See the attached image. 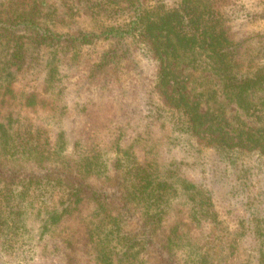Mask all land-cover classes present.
<instances>
[{
  "label": "rangeland",
  "instance_id": "rangeland-1",
  "mask_svg": "<svg viewBox=\"0 0 264 264\" xmlns=\"http://www.w3.org/2000/svg\"><path fill=\"white\" fill-rule=\"evenodd\" d=\"M129 2L92 0L95 7L89 9L84 0H0V14L25 15L58 32L97 31L126 20ZM180 2L140 0L138 7L171 11ZM193 7L198 14L193 29L203 28L202 12L223 20L238 64L231 75L250 77L264 66V0H194ZM135 42L97 41L67 56L27 42L20 72L13 80L0 76V120L15 128L27 155L47 164L69 157L89 166L93 182L106 180L117 156L127 168L143 167L154 182L161 175L167 182L165 219L177 228L182 258L205 255L214 264H264V155L256 149L225 153L197 144L184 117L160 101L154 62ZM3 45L0 61L6 58ZM110 49L125 53L121 77L90 82L86 64ZM192 61L182 58L172 64L176 90L198 103L234 141L264 146V85L242 94L225 92L209 59L200 54ZM49 66L55 69L52 76L47 75ZM29 91L35 95L26 107L21 95ZM37 190L0 184V264H101L96 252L104 235L103 245L111 258L117 257L114 234L99 227L94 207L61 212L52 208L60 191ZM201 200L206 203L200 207ZM71 229L77 234L67 249L64 236ZM126 229L133 230L131 225ZM150 260L146 257L144 264Z\"/></svg>",
  "mask_w": 264,
  "mask_h": 264
},
{
  "label": "trees",
  "instance_id": "trees-1",
  "mask_svg": "<svg viewBox=\"0 0 264 264\" xmlns=\"http://www.w3.org/2000/svg\"><path fill=\"white\" fill-rule=\"evenodd\" d=\"M84 1L88 3L86 8L95 7L92 0ZM139 1L130 0L127 10L131 15L125 16L126 20L121 24L101 26L97 31L58 32L25 15L0 14V42H4L6 48V58L0 61V76L8 74L13 80L20 72L27 42L47 46L54 52L63 50L67 56L97 41L132 38L154 62V91L160 101L184 117V125L197 144L225 153L256 149L264 155L263 145L251 146L254 143L249 139L234 141L228 132L216 126L208 113L200 111L198 103L189 101L184 92L176 90L172 64L182 58H191L194 63L201 54L210 60L209 67L223 81L224 91L235 94L245 93L255 85H264V66L256 68L250 77L231 75V70L238 64L223 20L202 12L198 18L203 28L193 29L198 15L194 7L190 8L194 0H181L176 10L165 11L160 7L155 12L138 7ZM124 55L118 49H110L95 62L86 64L88 80L118 81L124 69L120 58ZM54 73V67L49 66L47 75ZM34 95V91L22 92L26 107L32 105ZM14 131L6 119L0 120V184H20L35 191L41 188L58 190L61 195L55 198L52 208L62 209L61 212L94 207L99 227L114 234V241L118 243L117 257L111 258L102 243L108 238L104 235L101 249L96 252L99 263L144 264L146 257H150V264H214L205 255L194 259L179 255L177 228L165 219L163 201L167 182L161 175L154 182L143 167L127 168L117 156L106 180L93 182L89 166H81L69 157L47 164L27 155L21 143H17ZM185 183L195 188L194 184ZM209 201L207 206L210 208ZM205 203L201 200L200 207ZM126 225H131L133 230H127ZM76 234L74 229L65 234L63 243L67 249L72 247L71 240ZM87 234L94 237L92 232L87 231Z\"/></svg>",
  "mask_w": 264,
  "mask_h": 264
}]
</instances>
